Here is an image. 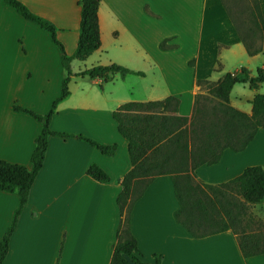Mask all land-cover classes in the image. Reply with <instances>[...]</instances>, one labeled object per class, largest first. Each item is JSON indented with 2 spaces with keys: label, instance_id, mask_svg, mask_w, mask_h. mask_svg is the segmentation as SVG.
<instances>
[{
  "label": "crops",
  "instance_id": "crops-1",
  "mask_svg": "<svg viewBox=\"0 0 264 264\" xmlns=\"http://www.w3.org/2000/svg\"><path fill=\"white\" fill-rule=\"evenodd\" d=\"M21 1L55 24L57 38L71 55L79 32L78 0ZM258 1L264 22V0ZM97 14L100 46L89 56H108L109 50L119 49L124 54L119 57L128 60L108 58L107 62L117 60L143 71L138 75L147 79L138 89L143 96L125 91L124 81L118 89L78 73L94 63L72 68L70 93L58 103L50 120L51 129L72 135L48 137L42 166L18 215L2 264H110L122 218L116 197L122 177L132 167L127 139L119 132L112 111L126 101L174 95L179 99L178 113L190 116L195 94L207 90L196 79L217 81L228 72L223 51L238 54L236 68L229 72L240 74L241 67H246L254 74L257 66H264V42L260 52L247 54L220 0H99ZM151 40L157 49L149 47ZM162 41L176 47L162 49ZM182 45H188V54L181 53ZM130 61L142 65L133 66ZM63 75L61 51L48 32L0 0V160L31 166L30 155L41 123L17 107L45 112L60 92ZM239 83L242 91L232 96L235 83L229 102L251 113V100L256 93H264V82L253 88L247 82ZM77 134L104 144L115 143L116 148L103 153ZM92 162L109 175L107 181L87 173ZM249 165L264 168V128L257 130L244 149L225 148L216 163L196 167L194 177L219 183ZM17 204L16 192L0 189V238ZM252 204L264 205V199ZM177 208L172 178L165 173L156 175L134 202L130 229L142 261L264 264V252L242 255L230 229L193 236L176 220Z\"/></svg>",
  "mask_w": 264,
  "mask_h": 264
},
{
  "label": "trees",
  "instance_id": "trees-1",
  "mask_svg": "<svg viewBox=\"0 0 264 264\" xmlns=\"http://www.w3.org/2000/svg\"><path fill=\"white\" fill-rule=\"evenodd\" d=\"M4 1L25 19L49 32L52 41L61 51L64 76L59 94L45 112L17 107L31 113L41 126L30 155V167L0 160V189L18 195L12 221L0 238V264L8 251L10 235L27 201L30 186L42 166L48 137L72 135L50 127L58 103L70 93V61L85 59L100 46L97 14L99 0H78L79 32L71 55L66 53L57 38V27L51 20L33 12L21 0ZM220 1L247 54L260 52L261 42H264V22L259 1ZM174 46L164 41L160 43L162 49ZM240 70V74L225 72L217 81L196 79V83L207 90L206 93L195 94L190 116L178 113L179 99L174 95L146 101H126L112 111L119 132L127 139L132 167L122 177V187L116 197L122 218L116 232L110 264H130V261L148 264L136 254L137 240L130 229V213L134 202L153 178L164 173L171 176L178 201L174 216L193 236L203 237L230 229L244 257L264 252V219L258 229H248L244 224L249 204L264 199V168L261 165H249L237 176L219 183H207L194 177L196 167L216 163L225 148L234 151L244 149L257 130L264 128V93L253 96L251 113L229 102V93L235 83L247 82L253 88L264 82V66H257L254 74L246 67ZM78 73L108 81L115 74L124 77L128 74L142 75L143 71L110 62L93 65ZM77 136L106 154L116 148L115 143L104 144L85 135ZM87 173L99 181L109 179V175L94 162L88 165ZM156 264H160L159 260Z\"/></svg>",
  "mask_w": 264,
  "mask_h": 264
},
{
  "label": "rangeland",
  "instance_id": "rangeland-1",
  "mask_svg": "<svg viewBox=\"0 0 264 264\" xmlns=\"http://www.w3.org/2000/svg\"><path fill=\"white\" fill-rule=\"evenodd\" d=\"M45 31H47V30H45ZM78 31H79V27H78ZM48 35L50 36L49 32H48ZM50 39H51V37H50ZM149 47L153 48L154 50L157 49L156 48L157 45L155 46V43L153 42V40H151L149 42ZM175 47H176V45H175ZM223 52L227 55V59L226 60H227L228 66L226 67V69L228 71L229 70L233 71L234 68H236L235 62H236V59L238 57V54H236V56H235L234 53H232L231 51H228V50L227 51H223ZM181 53H184V54H188L189 53L188 45H184V47L182 45ZM119 54H121V56L124 55V54H122V52L119 49L115 48V49L109 50L108 56L106 54H103L100 57H98L97 54H94V55L89 56V57H87L85 59H82V60H80V59H72L70 61V68H71V71H72L74 68L77 67V65H81L82 66L84 63L85 64H93L94 63V65H96V64H108V63H110V62H107L109 60L108 58H117V59H121V60H124V61L128 60L126 56L119 57ZM155 56H156V58L159 57V55L157 53H155ZM98 60H100L102 63H98L99 62ZM103 62H105V63H103ZM111 62L120 63L117 60H113ZM130 62H131L130 64H132L133 66L135 64H137V63H135V61H130ZM71 63H72V66H71ZM121 64H124V63H121ZM138 65L141 66L142 63H138ZM138 65H135V66H138ZM253 68H255V67H253ZM254 70H253V73H254ZM71 76H72V74H71ZM150 76H151V74H150ZM123 78L125 80H123ZM146 80H147L146 77L144 78V77L138 76L136 74H128V75H126L124 77H121L119 74H116L113 77L112 80L102 81V82H103V84H106L108 86L109 85H111V86L115 85L116 87H118V86L122 85V82L124 81L125 82L123 84L124 86L123 85L122 86L125 87V91H127V90L131 91L132 92V96L134 95V96H140L141 97L143 95L141 93L140 94L138 93V89L142 86L143 82H145ZM71 81H72V78H71ZM120 87H118V89H120ZM241 89H243V84L237 83L236 86L233 88L232 96H235L238 92H241L242 91ZM246 89H247V87H246ZM241 106H243V105H241ZM256 205L249 204L247 217L244 220V224H246L247 228L251 229V230L261 228V221H262V219H264V205L263 204H256Z\"/></svg>",
  "mask_w": 264,
  "mask_h": 264
}]
</instances>
